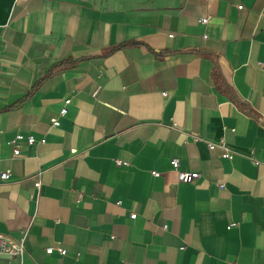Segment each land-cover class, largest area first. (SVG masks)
Returning <instances> with one entry per match:
<instances>
[{
  "label": "crops",
  "instance_id": "1",
  "mask_svg": "<svg viewBox=\"0 0 264 264\" xmlns=\"http://www.w3.org/2000/svg\"><path fill=\"white\" fill-rule=\"evenodd\" d=\"M261 64L264 0H0V264H264Z\"/></svg>",
  "mask_w": 264,
  "mask_h": 264
},
{
  "label": "built area",
  "instance_id": "2",
  "mask_svg": "<svg viewBox=\"0 0 264 264\" xmlns=\"http://www.w3.org/2000/svg\"><path fill=\"white\" fill-rule=\"evenodd\" d=\"M238 8H242V6H238ZM200 22L202 23H206L207 22V18H201ZM261 66H264V64H261ZM95 94V92H94ZM162 95H166L165 92H162ZM70 100L66 99L65 103L67 104ZM67 112L66 107H63L60 110V114H65ZM58 124V120L57 118L52 119V125H57ZM25 137L21 134H16L15 137L13 138V140H11V143L13 144V155H18L19 154V149L17 147V142L19 140L24 139ZM26 142L28 144H31L33 142H35L34 138L32 136H26ZM199 136H194V140H198ZM40 143L44 142V139H41L39 141ZM207 146L209 149H214V148H219L221 149V156L224 158H229L232 159L233 155L232 153L229 151V147L226 144V142L224 141L223 138L219 139L216 142H212V141H207ZM171 166L174 169V171L176 172L177 175V179L180 182H184V183H190L193 182L195 180H197L199 178V173L198 172H193V171H184V170H180L179 167V161L177 158H172L170 160ZM115 164L116 165H128V162L125 160H121L119 158L115 159ZM154 176H158L160 173L157 171H152L151 172ZM10 178V172L8 171H1L0 172V181H6ZM40 180L39 177H37L34 181L35 187H39L40 186ZM136 216L135 213L130 214V218L134 219ZM24 250H25V238L24 236H22L21 238L17 239V240H8V242H5V240L2 241L1 245H0V253H6L9 254L11 256H22L24 254ZM53 251V247H47L45 248V252L50 254ZM58 251L60 254H65V249L63 248H58Z\"/></svg>",
  "mask_w": 264,
  "mask_h": 264
}]
</instances>
